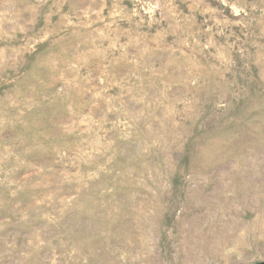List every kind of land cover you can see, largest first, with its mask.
Wrapping results in <instances>:
<instances>
[{
    "label": "rangeland",
    "instance_id": "374dc122",
    "mask_svg": "<svg viewBox=\"0 0 264 264\" xmlns=\"http://www.w3.org/2000/svg\"><path fill=\"white\" fill-rule=\"evenodd\" d=\"M0 264H264V0H0Z\"/></svg>",
    "mask_w": 264,
    "mask_h": 264
}]
</instances>
